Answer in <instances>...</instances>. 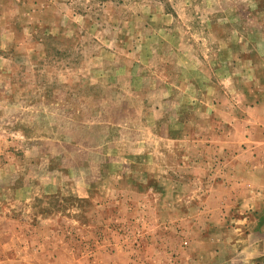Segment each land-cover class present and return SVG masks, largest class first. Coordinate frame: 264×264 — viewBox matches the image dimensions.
<instances>
[{"label": "rangeland", "instance_id": "rangeland-1", "mask_svg": "<svg viewBox=\"0 0 264 264\" xmlns=\"http://www.w3.org/2000/svg\"><path fill=\"white\" fill-rule=\"evenodd\" d=\"M0 264H264V0H0Z\"/></svg>", "mask_w": 264, "mask_h": 264}, {"label": "crops", "instance_id": "crops-1", "mask_svg": "<svg viewBox=\"0 0 264 264\" xmlns=\"http://www.w3.org/2000/svg\"><path fill=\"white\" fill-rule=\"evenodd\" d=\"M257 198H258V195L252 194V195H251V198H250V201L255 202V201L257 200ZM252 208H254L253 205H252L251 208H249V209L252 210ZM250 210H249V211H250ZM255 210H256V208H255Z\"/></svg>", "mask_w": 264, "mask_h": 264}]
</instances>
